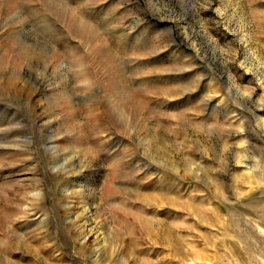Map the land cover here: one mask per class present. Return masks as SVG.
Instances as JSON below:
<instances>
[{
    "label": "rangeland",
    "instance_id": "rangeland-1",
    "mask_svg": "<svg viewBox=\"0 0 264 264\" xmlns=\"http://www.w3.org/2000/svg\"><path fill=\"white\" fill-rule=\"evenodd\" d=\"M0 264H264V0H0Z\"/></svg>",
    "mask_w": 264,
    "mask_h": 264
}]
</instances>
